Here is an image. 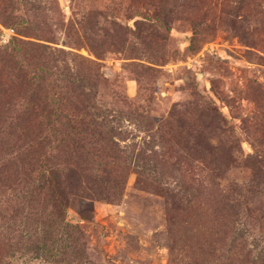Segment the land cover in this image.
I'll use <instances>...</instances> for the list:
<instances>
[{"label":"rangeland","instance_id":"1","mask_svg":"<svg viewBox=\"0 0 264 264\" xmlns=\"http://www.w3.org/2000/svg\"><path fill=\"white\" fill-rule=\"evenodd\" d=\"M0 264H264V0H0Z\"/></svg>","mask_w":264,"mask_h":264},{"label":"trees","instance_id":"2","mask_svg":"<svg viewBox=\"0 0 264 264\" xmlns=\"http://www.w3.org/2000/svg\"><path fill=\"white\" fill-rule=\"evenodd\" d=\"M9 25H11V24H9ZM7 36L10 37L11 43L15 47H18V48H21V44L29 43L27 41L26 42L20 41L16 36H12L8 33H7ZM56 123H57V127L54 128V131L58 134V136H59L58 139L60 140V142L61 143L64 142V145L67 146L69 144V143H67L68 138H70V136L74 133L77 134V132L73 131L74 127L72 125V121L68 117L65 119V117L57 115ZM48 162L49 161L47 160L46 163H44L42 171L44 174L43 178H45L44 176L48 177V178H45V185L44 186L49 185V188H50L51 182L53 180V178H52L53 170H52V167L47 164ZM199 182H201V180Z\"/></svg>","mask_w":264,"mask_h":264}]
</instances>
